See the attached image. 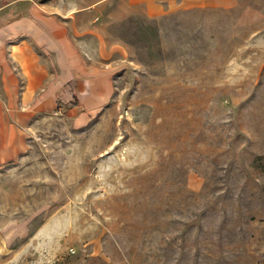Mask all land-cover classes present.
Here are the masks:
<instances>
[{
    "label": "rangeland",
    "instance_id": "rangeland-1",
    "mask_svg": "<svg viewBox=\"0 0 264 264\" xmlns=\"http://www.w3.org/2000/svg\"><path fill=\"white\" fill-rule=\"evenodd\" d=\"M36 1L90 56L0 166V264H264V0Z\"/></svg>",
    "mask_w": 264,
    "mask_h": 264
},
{
    "label": "crops",
    "instance_id": "crops-1",
    "mask_svg": "<svg viewBox=\"0 0 264 264\" xmlns=\"http://www.w3.org/2000/svg\"><path fill=\"white\" fill-rule=\"evenodd\" d=\"M198 4L149 0L146 11L155 16ZM71 18V11L56 12L48 1L0 0V166L28 149L40 113L56 111L71 84L79 88L90 53L86 29Z\"/></svg>",
    "mask_w": 264,
    "mask_h": 264
}]
</instances>
